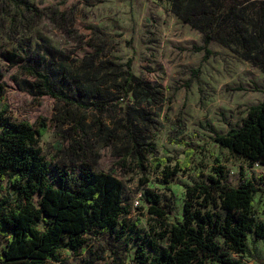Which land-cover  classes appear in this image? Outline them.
Segmentation results:
<instances>
[{
    "label": "rangeland",
    "instance_id": "374dc122",
    "mask_svg": "<svg viewBox=\"0 0 264 264\" xmlns=\"http://www.w3.org/2000/svg\"><path fill=\"white\" fill-rule=\"evenodd\" d=\"M200 45L202 35L171 13L170 0H1L0 70L4 76L0 111L6 108L13 121H25L35 128L46 123L39 147L53 167L75 173L84 166L114 172L124 182L125 205L130 208L122 218L130 223L140 219L138 227L144 231L150 220L146 191L158 194L161 203L172 200L176 219L181 220L186 186L206 180L216 158L225 167L228 182L237 185L248 178L260 188L254 202L256 219L264 222V167L249 164L214 140L217 133L241 126L249 107L263 100L264 72L216 42L209 45L214 54L205 57L204 50L194 49ZM40 46L63 53L55 67L67 78L85 81L92 76L103 90V100L112 104L111 110L87 111L80 126L82 106L35 94L22 66ZM6 51L16 52L21 59L10 63L4 57ZM129 59L134 74L156 93L151 106L132 94L124 97L115 87ZM55 87L73 96L57 79ZM128 106L143 108L152 118L147 136L155 153L147 155L144 167L131 156L123 165L120 142L107 143L99 130L100 124L119 129ZM67 111L77 118L63 123ZM192 147V163L182 166ZM94 154H98L96 161H92ZM155 155L169 158L166 165L171 170L180 167L171 182L161 172L163 167L155 168ZM84 238L79 255L62 245L60 261L54 264H129L134 258L137 245L130 236L115 241L109 233L93 231ZM108 241L118 246V254L111 252ZM6 242L0 235V252ZM247 242L249 253H232V257L243 264H264V242L253 234Z\"/></svg>",
    "mask_w": 264,
    "mask_h": 264
},
{
    "label": "trees",
    "instance_id": "16d2710c",
    "mask_svg": "<svg viewBox=\"0 0 264 264\" xmlns=\"http://www.w3.org/2000/svg\"><path fill=\"white\" fill-rule=\"evenodd\" d=\"M170 11L202 35V45L194 49L204 50L205 57L214 54L209 45L216 42L264 72V0H170ZM61 55L54 48L40 46L25 59L23 74L32 84V91L82 106L80 126L87 111L111 110L112 104L103 100V90L92 76L81 81L61 74L55 67ZM4 57L12 64L21 59L14 51H6ZM131 64L129 59L115 87L124 97L132 94L153 105L156 93L148 82L134 74ZM3 76L0 70V81ZM55 79L67 86L73 96L57 91ZM124 112L125 122L119 129L100 124L99 130L107 143L114 139L120 142L123 165L131 156L144 167L147 155L155 153L147 136L151 115L143 108L130 106ZM75 118L77 114L67 111L62 122ZM46 131L45 122L35 128L25 121H13L6 115V108L0 111V235L7 238L1 264L60 261L62 245L79 255L86 241L84 236L93 231L109 233L115 241L130 236L137 247L129 264H243L232 253H249V234L264 242V222L256 219L254 202L260 188L248 178H242L237 185L228 182L219 158L206 180L186 186L181 220L176 219L172 200L161 203L158 194L147 190L150 220L144 231L138 227L140 219L130 223L122 218L130 213V208L125 205L124 182L114 172L84 166L75 173L65 167H53L45 160L39 142ZM214 140L249 164L264 167V98L249 107L241 126L231 127L225 134L217 133ZM194 152L193 147L186 151L182 166L192 163ZM97 158L98 154H94L92 161ZM167 161L169 158L153 157L155 168L163 167L161 172L171 182L180 167L171 170ZM107 245L113 254L119 253L116 244L108 241Z\"/></svg>",
    "mask_w": 264,
    "mask_h": 264
},
{
    "label": "built area",
    "instance_id": "2783aa9c",
    "mask_svg": "<svg viewBox=\"0 0 264 264\" xmlns=\"http://www.w3.org/2000/svg\"><path fill=\"white\" fill-rule=\"evenodd\" d=\"M0 255H1V253H0ZM48 264H54V262H49Z\"/></svg>",
    "mask_w": 264,
    "mask_h": 264
},
{
    "label": "crops",
    "instance_id": "0c3cea01",
    "mask_svg": "<svg viewBox=\"0 0 264 264\" xmlns=\"http://www.w3.org/2000/svg\"><path fill=\"white\" fill-rule=\"evenodd\" d=\"M1 252H2V251H1ZM1 252H0V253H1ZM0 264H1V262H0Z\"/></svg>",
    "mask_w": 264,
    "mask_h": 264
}]
</instances>
